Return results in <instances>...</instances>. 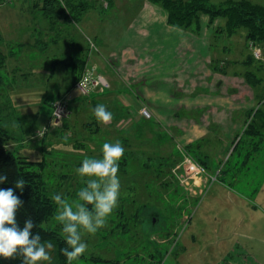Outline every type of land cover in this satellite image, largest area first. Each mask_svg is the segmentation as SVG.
I'll use <instances>...</instances> for the list:
<instances>
[{"label":"rangeland","instance_id":"1","mask_svg":"<svg viewBox=\"0 0 264 264\" xmlns=\"http://www.w3.org/2000/svg\"><path fill=\"white\" fill-rule=\"evenodd\" d=\"M208 1L219 4L226 0ZM249 1L264 6V0ZM29 3L20 0L11 2L0 0V37L7 40L6 42L0 40V44L6 45L4 50L0 46V123H5L7 129L14 136L25 137V145L20 146V151L31 159H40L42 156L36 147L29 148V145L26 144L33 143V146H36L39 142L38 139L41 138L35 134L37 133L36 130L48 121L51 112L50 101L55 98L53 95L57 92L52 86L63 87L66 84V78L62 71L64 67L57 64L58 68H56L57 66L54 67L49 61L52 62L53 59L51 52H58L54 57L60 59L68 55L81 56L90 50L88 56L95 55L97 59L102 60L99 49L105 50V52L102 51L104 55L116 53V56L120 57L122 53L119 49L129 46L134 52L131 55L134 63L140 60L147 62L150 59L162 61L164 67L158 74L199 76L200 74H233L235 71L236 74H244L246 70L259 75L264 74V50H262L264 48H260L262 53L259 61L261 64L257 62L258 59L252 61L246 45L244 29L240 28L229 37L226 34L222 35L221 32L215 33L214 30L223 23V20L215 19L209 23L206 13H201L199 16V30L194 27L188 29L169 23L170 26L167 27L164 18L161 20L162 14L157 9L160 8L162 12H165L163 7L158 3H152L155 7L152 6L151 9L149 5L144 6L140 0H128L121 6H112L111 4L110 7L103 5L104 3L108 4L106 1L103 3L96 1L94 9H89L87 15H83L77 22H67L74 28V37L71 42L61 41L58 42L59 45L54 46V43L51 42L52 39L48 36L51 32H41L42 35L38 42L41 52L35 47L32 50L33 47L29 44L32 30L29 25L36 23L51 24V22L64 24L68 17L65 18L62 12L56 10L52 16H45L42 9L41 11L38 9L37 4L32 6ZM127 5L128 9L125 11ZM134 15H137V19L134 25L128 29L127 26ZM15 41L24 42L26 45L25 47L17 46L14 44ZM47 42L46 47H43V44ZM159 49L165 50L164 53L160 54ZM7 51H11L13 56L6 57L5 52ZM244 59L247 62H244ZM95 61H90L88 67L96 65L97 72H100ZM108 61L113 62L112 60ZM225 66H227L226 70ZM118 69L120 66L117 67V71H119ZM100 73L108 74V69L106 68L104 73ZM130 74L136 73L130 72ZM148 84L149 86H166L170 83L166 80H154L153 82L149 81ZM215 84H218V81ZM106 88H112L111 84L109 83L108 87L103 89L96 87L93 90L102 91ZM133 88L138 90L137 85H133ZM75 92H79L75 99L79 103L74 113L68 118L73 127L64 130V125L60 124L59 127L51 126L48 129V142L56 151L48 154V166L42 171L43 177L49 182L50 192L63 194L69 199L75 198V193L83 186L82 178L75 172L83 160L80 161L71 155L72 152L69 151L71 150V141L62 144L60 135L64 134V140L75 138L82 140L83 135L87 134L82 129V124L89 120L92 114L91 102H89L91 95H84L77 88ZM104 94L100 93L94 98L99 104L108 105V108H112L111 111L116 115L126 117L115 123V129H105L104 134L101 132L97 137V142L101 140L116 142L120 139L132 141L141 132L142 135L137 141H144L146 138L157 141L162 134H171L173 138L174 136L176 138L172 130L165 129L159 124V126L156 125L159 119H154L152 122L156 124L150 123L152 129H148L149 124L144 121L140 123L135 117L138 113L132 112V110L129 112L130 107H125L122 110L123 108L117 105L118 109L121 108V110L115 109V103L120 101L118 97H115L114 101V97H107V94ZM82 100L84 101L82 102ZM141 113L148 116L145 109ZM135 119L137 121H134ZM143 132L145 133L143 134ZM91 145L93 149H96V143L91 142ZM9 146L12 147L13 143ZM122 146L125 148L124 145ZM183 146L176 144V150L181 154L180 159L161 177L156 178L155 175H147L144 178L146 181L155 179L148 184L142 182L140 184L132 178L128 190L123 185L121 186L116 211H121L123 208L125 214H133L135 208H132L131 202H122L121 199V196L125 195V191H127V194L130 195L129 199L135 200V204L145 202L153 210V218L156 220L153 219L150 224H145L147 218L139 215V220L144 221V224L142 222L134 225L133 218H130L128 231L121 233L116 229L114 233L111 232L112 227L115 221L121 218L119 212L115 214L114 210L106 227L98 230L94 235L84 234L83 240L88 245L87 251L73 263L89 264L87 258L93 255L102 256L109 260L120 259L121 264H151L153 262L156 264H178L172 254L175 252L173 245L175 241L173 240L177 236H182L184 232L182 230L191 214L192 199H194L195 194L190 195L187 190L190 191L189 188H193V182L199 180L182 179L186 175L183 172V167L180 165L179 168L178 165L182 160L181 149ZM61 151L64 154H70L62 155ZM190 159L200 164L192 156ZM247 165H253V162L249 161ZM249 172L251 170L244 174L242 172L241 179L239 177L238 182L232 183L238 188L242 187L248 195L254 197V192H250L252 185H258L264 181V175H262V171L256 172L253 176L248 175ZM203 177L205 176L200 178ZM165 182L169 183L166 184ZM53 216L45 225L61 232V226L54 222ZM259 229L258 233L264 234V224L261 223ZM55 256L53 253L52 264H56Z\"/></svg>","mask_w":264,"mask_h":264},{"label":"crops","instance_id":"2","mask_svg":"<svg viewBox=\"0 0 264 264\" xmlns=\"http://www.w3.org/2000/svg\"><path fill=\"white\" fill-rule=\"evenodd\" d=\"M91 1L94 5L89 8L90 10L94 9L96 1L97 3L108 1L107 5L105 3L103 5L110 7L111 4L121 6L128 0ZM140 2L144 6L149 5L152 9V2L148 0H140ZM38 9L41 11L40 7ZM89 9L82 12V16L87 15ZM127 9L128 5L125 11ZM157 9L162 14L161 20L164 18L165 25L169 27L166 11ZM136 19L137 15H134L127 26L128 29L134 25ZM68 21L66 18L64 24L51 22V24L29 25L32 30L29 39L32 50L37 48L36 50L41 52L38 45L41 32H51L48 36L54 46L59 45L58 42L61 41L71 42L74 28L67 23ZM0 40L7 41L2 37ZM14 44L21 47L26 45L20 41H15ZM47 44L48 42L44 43L43 47ZM0 46L4 50L6 45L0 44ZM119 50L122 54L117 57L116 53L104 55L102 51L105 50L99 49L102 60L97 59L95 55L88 56L90 50L87 51L86 67L89 66L90 61L96 60L100 72L104 73L107 68L108 74L103 75L112 86L102 91L93 90L90 95L106 93L107 97H114V101L115 97H118L120 101L115 103V109L121 110L118 106H121L122 110L130 107L129 112L132 110L138 113L136 119L140 123L147 122L148 129H152L150 123H154L152 122L154 119H159L157 124H154L172 130L176 138L166 134L161 148L172 155L170 167L179 160L178 156L175 157L176 144L185 146L193 144L195 157H200L205 162L201 164L205 168V174L202 175L205 177L200 178L193 186L195 197L192 199L193 204L190 203L192 210L182 230L184 232H181L182 236H177L173 240L175 252L172 254L177 263L264 264V234L258 233L261 223L264 224V211H262L264 181L252 185L250 192H254V197L248 195L242 187L238 188L232 183L238 182L239 177L241 179L242 172L244 174L251 170L248 175L253 176L256 172L262 171L264 175V88L250 87L243 74H236V71L233 74H200L199 76L158 74L164 67L162 61L150 59L147 62L140 60L134 63L131 59L134 53L131 47L126 46ZM158 51L163 54L165 50ZM57 53L51 52V56L55 58ZM5 55L13 56L11 51L5 52ZM49 61L52 63L51 60ZM119 66L120 69L117 71ZM224 68L226 70L227 66ZM62 71L66 84L63 87L52 86L57 91L53 96L58 97L65 92L68 94L71 107L73 106L71 116L76 109L74 102L79 92H75L74 87L68 89L71 72L65 67ZM163 79L170 84L166 86L148 84L149 81H164ZM217 81L218 84H215ZM133 85H137L138 90H134ZM143 109L148 116L141 113ZM254 112L258 113L255 119ZM124 117L126 116L115 115L114 121L104 124V128L115 129V123ZM136 119L134 121H137ZM0 124L6 127L5 123ZM253 127L258 133L250 132ZM11 143L15 146L14 142ZM249 161L253 162V165H247ZM214 175L216 179H211ZM204 178L205 180H202Z\"/></svg>","mask_w":264,"mask_h":264},{"label":"trees","instance_id":"3","mask_svg":"<svg viewBox=\"0 0 264 264\" xmlns=\"http://www.w3.org/2000/svg\"><path fill=\"white\" fill-rule=\"evenodd\" d=\"M148 1L158 3L163 7L166 11L167 21L169 24L188 29L194 27L199 30V16L201 13H206L209 23L215 19L223 20V23H221L219 27L214 30L215 33L221 32L222 35L226 34L229 37L242 28L244 29V37L248 49L250 41H253L261 49L264 48V6L262 5L253 3L249 0H226L219 4L211 3L208 0ZM31 4L32 6L37 4L38 7L42 9L45 16H52V13L56 10L58 12H62L65 18L67 16L68 20L73 22H77V20L81 18L82 12L94 5L91 0H42ZM249 53L252 61H254V59H258L257 62L261 64L259 61L260 58H255L250 49ZM86 60L87 53L81 54V56L68 55L60 59L53 58L52 65L56 67L57 64H60L71 72V74H69L71 80L68 89H72L73 87L76 88L75 84L83 76V72L86 69ZM243 61L247 62L246 59ZM243 76L250 87L257 88L260 86L261 88H264V74L259 75L254 72H250V70H246ZM65 93H62V95L65 96L68 101L69 113L65 117L66 119L64 118L62 120L63 122H61V124L64 125V130H69L73 127L70 125V121H68L73 106L71 107L68 94ZM62 95H59L58 97ZM95 96L96 95L90 96L91 99L89 102H91L90 105L92 107V114L89 120L82 124V129L87 133L83 135L81 138L82 140H77L76 138L72 140L69 137L68 139L70 140H64V134L60 135V141H63L62 144L71 141V150L69 151L72 152V156H75L76 159L80 161L86 157H99L101 155L102 145L106 142L104 140L97 142V137L101 132L104 134L106 128H104L105 125L98 122L94 116L93 109L99 104V102H97L94 98ZM58 97H55L50 101V106L52 101ZM84 100H82V102ZM78 103V100L74 102L76 107L78 106ZM111 109L112 108H108L107 110H109L112 113L113 118H115L116 114L113 113ZM257 114L258 113L254 112V119ZM64 130L61 131L64 132ZM250 132L258 133L257 129H254V127ZM144 133L145 132H143V134ZM141 135L142 132L135 137L136 141H131L130 139H125L123 141L120 139L119 141L122 142L121 145H124L125 148L124 155L119 162L118 175L121 186L123 185L127 190L130 188V180H133L132 178L139 183L142 182L144 184H148V182L151 183L155 179L152 178L149 181H146L144 178L147 175L149 176L152 174L155 175L156 178L161 177L162 174L164 175V172L170 168L171 161L173 159L170 153L161 149L165 139L164 134H162L159 138L157 137V141L151 140L150 138H146L144 141H137ZM38 141L39 142L36 146H33V143L26 144L27 146L29 145V148L36 147V150H38V152L40 151L42 155L40 159H31V157L21 153L20 151V146L25 145V137L14 136L4 125L0 124V176L7 177L3 183H0V189L12 188L14 190V194L22 201V206L16 212L18 226L22 229L25 221L31 218L34 225H36L32 229V235L40 233L42 242L51 241L55 245V251L53 253L56 255V264H67L66 257H64L60 251L67 245L61 237L59 230L52 229L51 227L45 225L46 222L55 214L57 206L51 199V196L55 193L50 192V187L48 185L49 182L43 177L42 171L48 166V154H52L56 150L54 147H51L52 144L48 142V131H46L43 137L39 138ZM10 142H14L15 146H9ZM91 142L96 143V149H93ZM182 149L183 152L195 158L198 162H200V164L203 165L205 163L200 157H195V147H193V144L184 145ZM60 153L62 155L70 154H64L62 151ZM176 156L180 159L181 154L177 152V154H175V157ZM173 172L174 170L172 173ZM21 178L26 181L22 191L21 189L15 188L16 181ZM165 183L168 184L169 182ZM173 193L176 194V192ZM125 195L121 196L122 202H131L133 206L132 208H135V210L131 215L127 213L125 214V212H123L125 211L123 208L121 211L115 210V214L119 212V216L121 218L115 221L111 232H114L116 229L118 232L121 231V233L128 231L130 218H133L134 225H138L142 222V224H144V221L141 222V220H139V215H143L145 219L147 218L145 224H150L153 219L154 221L156 220V218H153V210L148 207L145 202H138L135 204V200L129 199L130 195L127 194V191H125ZM170 195L172 196V193H170ZM41 222L45 225L44 230L38 227ZM87 259L89 264H121L120 259L109 260L102 256L92 255ZM21 261L22 258L19 256L14 259L7 260L0 257V264H21ZM73 264L80 263L77 262ZM151 264L156 263L153 262Z\"/></svg>","mask_w":264,"mask_h":264},{"label":"clouds","instance_id":"4","mask_svg":"<svg viewBox=\"0 0 264 264\" xmlns=\"http://www.w3.org/2000/svg\"><path fill=\"white\" fill-rule=\"evenodd\" d=\"M93 113L96 120L105 125L113 118L104 104H98ZM53 115L59 117L58 112ZM52 127H59L55 119ZM45 131L40 130L38 135L43 137ZM123 155L124 148L119 141L103 143L99 157H86L75 169L83 181L75 198L69 199L60 193L51 196L57 206L53 220L61 226L60 235L67 245L60 250L67 264H73L87 251L84 234L94 235L106 227L118 207L121 190L118 172ZM6 179L0 176V183ZM25 184L24 179H18L15 188L22 191ZM21 206L22 201L12 188L0 189V257L7 260L19 256L21 264H52L55 245L51 241L42 242L40 233L32 235L36 226L32 219L26 220L22 229L18 226L16 212ZM38 227L45 229L42 222Z\"/></svg>","mask_w":264,"mask_h":264},{"label":"built area","instance_id":"5","mask_svg":"<svg viewBox=\"0 0 264 264\" xmlns=\"http://www.w3.org/2000/svg\"><path fill=\"white\" fill-rule=\"evenodd\" d=\"M4 1L11 2L14 0H4ZM20 1L33 3V2H38V1H42V0H20ZM249 49L251 50V53L255 58L261 57V49L253 41L249 42ZM75 85H76V88L81 93L89 94L96 87L98 89L99 88L103 89L105 87H108L109 83H108L107 78L103 74H101L100 72H97L96 65H94V67L90 66V67H87L85 69L83 76ZM54 112H58L59 117H55L53 115ZM68 113H69L68 112V101H67L65 96L62 95V96L56 98L55 100H53L51 103V113H50V116L48 118V121L40 129L36 130L37 133L35 134V136L41 137L40 135H38L40 130L43 131V129H46V131H48V129L52 126V121L54 119L60 125L62 120L68 115ZM181 153H182V160H181L180 164L178 165V167L180 168V165H181L183 167V172L186 175L182 179L183 180H185V179H192V180L200 179V177H202V175L205 174V168L202 165L192 161L190 159V156L187 155V153L183 152L182 149H181ZM211 179H216V176L215 175L212 176ZM194 185H195V182H193V186ZM189 189H190V191L187 190V193H189L190 195L195 194L194 187L192 189L191 188H189Z\"/></svg>","mask_w":264,"mask_h":264},{"label":"bare ground","instance_id":"6","mask_svg":"<svg viewBox=\"0 0 264 264\" xmlns=\"http://www.w3.org/2000/svg\"><path fill=\"white\" fill-rule=\"evenodd\" d=\"M84 73V72H83Z\"/></svg>","mask_w":264,"mask_h":264}]
</instances>
